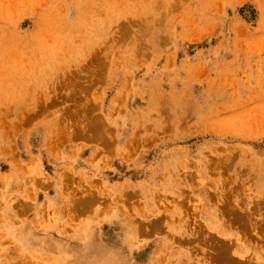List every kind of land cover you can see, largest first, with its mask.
<instances>
[{
    "label": "rangeland",
    "instance_id": "obj_1",
    "mask_svg": "<svg viewBox=\"0 0 264 264\" xmlns=\"http://www.w3.org/2000/svg\"><path fill=\"white\" fill-rule=\"evenodd\" d=\"M260 2L0 0V264H264Z\"/></svg>",
    "mask_w": 264,
    "mask_h": 264
},
{
    "label": "bare ground",
    "instance_id": "obj_2",
    "mask_svg": "<svg viewBox=\"0 0 264 264\" xmlns=\"http://www.w3.org/2000/svg\"><path fill=\"white\" fill-rule=\"evenodd\" d=\"M257 3H259V6L261 7V9H263V7H262V4H261V2H260V0L258 1L257 0ZM264 11V10H263ZM32 77V76H31ZM25 81L27 80V79H29V78H23ZM30 79H32V78H30ZM33 80V79H32ZM22 85H24V84H22Z\"/></svg>",
    "mask_w": 264,
    "mask_h": 264
}]
</instances>
